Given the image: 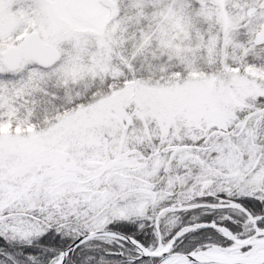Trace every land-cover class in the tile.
<instances>
[{
	"label": "snow or ice",
	"instance_id": "snow-or-ice-1",
	"mask_svg": "<svg viewBox=\"0 0 264 264\" xmlns=\"http://www.w3.org/2000/svg\"><path fill=\"white\" fill-rule=\"evenodd\" d=\"M0 264H264V0H0Z\"/></svg>",
	"mask_w": 264,
	"mask_h": 264
}]
</instances>
